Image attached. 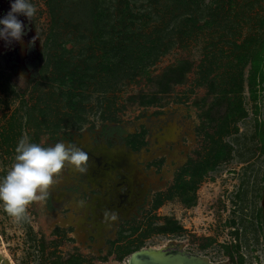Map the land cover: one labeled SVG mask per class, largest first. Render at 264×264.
Segmentation results:
<instances>
[{"label":"rangeland","instance_id":"1","mask_svg":"<svg viewBox=\"0 0 264 264\" xmlns=\"http://www.w3.org/2000/svg\"><path fill=\"white\" fill-rule=\"evenodd\" d=\"M29 2L22 39H0V181L22 137L80 141L130 152L142 195L106 218L97 205L115 181L92 187L66 167L27 221L0 205L2 264H128L140 251L264 264V0ZM128 38L166 52L121 71ZM196 169V188H177Z\"/></svg>","mask_w":264,"mask_h":264},{"label":"clouds","instance_id":"2","mask_svg":"<svg viewBox=\"0 0 264 264\" xmlns=\"http://www.w3.org/2000/svg\"><path fill=\"white\" fill-rule=\"evenodd\" d=\"M37 9L29 0H14L11 11L0 19V39L20 41L24 25L17 17L33 20ZM14 163L0 181V205L16 222L29 219V208L46 202L51 188L59 182L66 167L84 174L89 169L86 151L71 143L57 142L54 146L32 143L22 137L15 148Z\"/></svg>","mask_w":264,"mask_h":264},{"label":"flooded vegetation","instance_id":"3","mask_svg":"<svg viewBox=\"0 0 264 264\" xmlns=\"http://www.w3.org/2000/svg\"><path fill=\"white\" fill-rule=\"evenodd\" d=\"M5 8L2 9L1 6H0V9L3 10V11L7 10ZM171 128L172 127H169V126L166 127V131H169ZM165 133H163V135H165ZM163 135L160 136V139L163 138ZM73 144L78 146V147L82 146L86 150V152L87 153H91L92 156L106 157L103 154H107V155H110V157L115 158V156L117 155L118 152H127V151H124V149H122V151H121V149H118V148H117L116 153H114L111 150L105 151L103 149V146L102 147H89L87 145L88 143L80 142V141H75ZM128 153L131 154L130 152H127V154H126L127 156H128ZM92 158H90L89 169H88L87 175H86L87 181L89 179L90 182L95 183V185L92 184V187H97V188H99V187L100 188H104L105 186L108 187V185H103V184H105V183L108 184L109 182L115 181L114 185L112 187L114 189L107 190L108 195H109V199L108 200L102 199L99 202V204L97 205L98 206V210L102 211L106 218H109V216H111L114 213H119L123 217H127L129 212L131 211V209L138 204V202L135 201V200L139 199L141 197V195H142V194H138L137 192H135L132 189L133 185L136 182H138L133 177V173H135V170L137 168H135V165L132 162V155H131V157L130 156L127 157L128 158L127 165L124 168H123V166L125 165V163L120 164V163H122V162H120L121 160L119 159V158H121V156H118L117 159H114L113 163H111V164H110V160H109L106 165H103L102 168L98 169V171H97L98 174L95 177L93 176V169L92 168H94V169H97V168H96L95 162H94V160ZM118 164H120V165H118ZM112 167L116 168V169L117 168H121V169L120 170H113ZM123 170L127 171L129 173L125 174V172ZM118 172H121L123 175L118 173ZM116 174H118L117 178L115 177ZM125 177L128 178V181H129V183L127 182L128 184H126L128 186V189L126 190V192H122L121 193L120 190H119L120 188H118V187H121V186L124 185L123 183L126 180ZM139 193H142V191H140ZM119 194L120 195H124V194L128 195V199H127L128 202H125V204L123 206V207H125L124 208L125 210L122 209L121 211L117 209V205L120 202V199H119L120 195Z\"/></svg>","mask_w":264,"mask_h":264},{"label":"trees","instance_id":"4","mask_svg":"<svg viewBox=\"0 0 264 264\" xmlns=\"http://www.w3.org/2000/svg\"><path fill=\"white\" fill-rule=\"evenodd\" d=\"M130 41V43H126ZM117 46V57L120 58V60L117 62V67L120 68L121 71L133 70L137 71L139 68L147 67L148 65L152 64L154 60H156L160 54L165 53L166 51H161V49L157 48L156 44L154 42L151 43V45H141V44H135L134 41L128 39H120L118 41ZM188 63H181L180 65H184ZM178 68V67H177ZM176 68V69H177ZM131 72V71H130ZM131 76L135 72H131ZM202 169V168H201ZM198 169L192 174V181L189 182H182L177 183V188L186 190L188 186L190 188H196L197 186V180L196 177L201 176L199 172H197ZM197 180V181H196Z\"/></svg>","mask_w":264,"mask_h":264},{"label":"water","instance_id":"5","mask_svg":"<svg viewBox=\"0 0 264 264\" xmlns=\"http://www.w3.org/2000/svg\"><path fill=\"white\" fill-rule=\"evenodd\" d=\"M102 159H103L101 162L102 166L106 165L107 162L109 161V158H107V157H103ZM120 162H122L120 164L125 163L124 160H121ZM120 164H118V165H120ZM119 198L123 200L121 205L125 202H128V201H126L128 199V195H125V194L120 195ZM121 205H119L117 207V209H120ZM261 205H262V213H263V217H264V189H263ZM123 210H125V209H123ZM161 253H163L164 255H168V257H165L162 260H158V259H155L154 257H152L150 255H145L142 253V251H140V252L135 253L131 256V258L128 261V264H204L203 262H206L207 264H209L207 261H205L203 259L193 257V256H187L185 254L184 255L187 258L181 257L180 255H172V257H169V252H163L162 251ZM176 253H178V252H176ZM191 258H194V259H191ZM1 260H2V257L0 256V264H1ZM199 260H202L203 262H200Z\"/></svg>","mask_w":264,"mask_h":264},{"label":"bare ground","instance_id":"6","mask_svg":"<svg viewBox=\"0 0 264 264\" xmlns=\"http://www.w3.org/2000/svg\"><path fill=\"white\" fill-rule=\"evenodd\" d=\"M0 6H1V8L2 9H4L6 6L5 5H3V3H2V0H0ZM5 9H7V8H5ZM8 41V40H7ZM78 145V144H77ZM79 148H82L84 151H86L82 146H80ZM103 149L105 150V151H108V150H110V149H108L106 146H104L103 147ZM121 151H122V149H121ZM125 151V150H124ZM127 154V152H118L117 153V155L115 156V158H112V157H110V155H107V154H103V155H105L107 158H109V160H110V164L111 163H113V160L114 159H117L118 158V156H121V160H124V162H125V165L123 166V168L127 165V161H128V156H130L131 157V154H129L128 153V156L126 155ZM88 155H89V157L90 158H92L93 160H94V162H95V165H96V168L97 169H94V168H92L93 169V176L95 177L97 174H98V169L99 168H102V165H101V162H102V156H92L91 155V153H88ZM91 168V167H90ZM105 168V167H104ZM122 168V169H123ZM112 169L113 170H120L121 168H113L112 167ZM118 173H120V174H122L121 172H118ZM123 175V174H122ZM126 178V177H125ZM124 180V179H123ZM129 183V181H128V178H126V180L124 181V183L123 184H128ZM119 188V187H118ZM120 195V194H119ZM120 199V198H119ZM126 200V199H125ZM126 201H128V200H126ZM123 201L120 199V202H119V204L117 205V207L119 206V205H121V203H122ZM124 204L125 203H123L122 205H121V208L120 209H118V210H122V209H124L125 207H123L124 206ZM153 252V253H152ZM162 251H142V253L143 254H145V255H150V256H152V257H154L155 259H158V260H162L163 258H165V257H168V255H164L163 253H161ZM172 255H180L181 257H185V258H187L184 254H182V253H176V252H169V257H172ZM191 259H194V258H191ZM200 262H203L202 260H199ZM204 264H207L206 262H203ZM1 264H2V262H1Z\"/></svg>","mask_w":264,"mask_h":264}]
</instances>
